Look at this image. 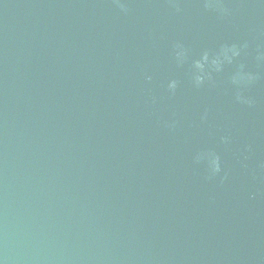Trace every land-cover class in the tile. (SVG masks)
<instances>
[{"label":"water","instance_id":"1","mask_svg":"<svg viewBox=\"0 0 264 264\" xmlns=\"http://www.w3.org/2000/svg\"><path fill=\"white\" fill-rule=\"evenodd\" d=\"M121 2L0 0V260L264 264V0Z\"/></svg>","mask_w":264,"mask_h":264},{"label":"clouds","instance_id":"2","mask_svg":"<svg viewBox=\"0 0 264 264\" xmlns=\"http://www.w3.org/2000/svg\"><path fill=\"white\" fill-rule=\"evenodd\" d=\"M116 3L122 11H124V12L127 11L126 4L121 2V0H116ZM205 7L216 8L222 14H227V12H228V9H226L222 5L218 4L216 2V0H206ZM229 52L231 53V56L228 55ZM237 55H239V50L235 46H232L230 48H223L221 50V53L218 56H216L215 58H213L211 61H209V57L207 54H205L202 57V61L201 60L194 61V67L197 70L196 71L197 74L194 76L195 83L197 85H199L204 80L205 75H202L200 73H204V69H205L206 64H210L217 71H219L220 65H221V58L220 57H223V59L230 61L232 57L237 56ZM177 56H178V58H182L183 52L177 53ZM146 79H150V77H146ZM237 79H238V77H234L233 82H237ZM247 79L251 80L252 77L248 76ZM175 87H176V82L173 81L169 85V88L175 89ZM204 158L206 159V162H207L210 177H215L221 171L219 157L213 152H208V153H204ZM0 264H4V262L2 260H0Z\"/></svg>","mask_w":264,"mask_h":264}]
</instances>
